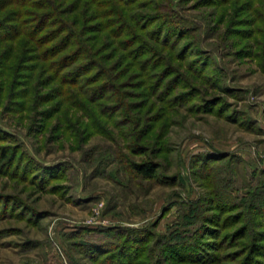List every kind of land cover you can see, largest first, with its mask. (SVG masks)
<instances>
[{
    "label": "rangeland",
    "instance_id": "374dc122",
    "mask_svg": "<svg viewBox=\"0 0 264 264\" xmlns=\"http://www.w3.org/2000/svg\"><path fill=\"white\" fill-rule=\"evenodd\" d=\"M1 157L0 264H264V0H0Z\"/></svg>",
    "mask_w": 264,
    "mask_h": 264
},
{
    "label": "trees",
    "instance_id": "16d2710c",
    "mask_svg": "<svg viewBox=\"0 0 264 264\" xmlns=\"http://www.w3.org/2000/svg\"><path fill=\"white\" fill-rule=\"evenodd\" d=\"M1 158H0V163L4 159V158H2V159ZM132 170L134 171L135 174H137L143 178L151 177L152 171H150L144 164H141V165L134 164V165H132Z\"/></svg>",
    "mask_w": 264,
    "mask_h": 264
}]
</instances>
